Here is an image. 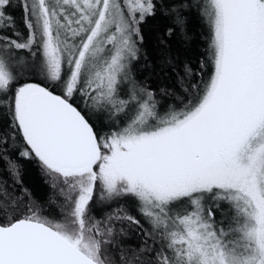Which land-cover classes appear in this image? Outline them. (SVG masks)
Wrapping results in <instances>:
<instances>
[{"label":"snow or ice","instance_id":"obj_1","mask_svg":"<svg viewBox=\"0 0 264 264\" xmlns=\"http://www.w3.org/2000/svg\"><path fill=\"white\" fill-rule=\"evenodd\" d=\"M0 264H264V0H0Z\"/></svg>","mask_w":264,"mask_h":264},{"label":"trees","instance_id":"obj_2","mask_svg":"<svg viewBox=\"0 0 264 264\" xmlns=\"http://www.w3.org/2000/svg\"><path fill=\"white\" fill-rule=\"evenodd\" d=\"M190 27H192L197 33H199L200 30V24L199 21L196 19H193L190 22ZM152 44H154V40L152 39L151 36H149V46L151 47ZM184 42L180 41L178 38L174 40V47L177 49H182ZM196 45H201L202 46V41L197 39L196 41L193 42L192 47H195Z\"/></svg>","mask_w":264,"mask_h":264}]
</instances>
